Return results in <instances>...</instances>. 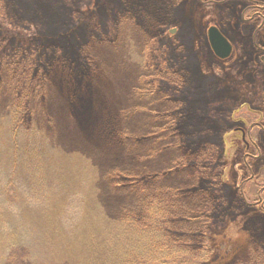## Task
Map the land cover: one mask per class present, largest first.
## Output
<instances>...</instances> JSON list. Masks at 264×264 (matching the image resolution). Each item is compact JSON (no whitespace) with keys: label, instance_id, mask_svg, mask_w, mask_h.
Instances as JSON below:
<instances>
[{"label":"rangeland","instance_id":"obj_1","mask_svg":"<svg viewBox=\"0 0 264 264\" xmlns=\"http://www.w3.org/2000/svg\"><path fill=\"white\" fill-rule=\"evenodd\" d=\"M252 1L0 0V86L21 73L20 84L0 90V264H122L126 239L112 225L128 199L106 174L131 165L133 150L156 155L145 167L176 197L210 189L193 196L201 206L196 215L226 202L222 220L218 211L191 233L195 264H264V209L249 205L264 188V52L255 45L264 46V26L254 37L261 20L243 21ZM211 24L233 44L226 60L209 45ZM169 35L183 68L173 76L175 88L134 95L143 63L155 56L165 63ZM22 50L25 56L9 60ZM80 51L96 70L85 62L83 74L73 73ZM44 74L43 93L33 91L42 102L35 112L20 96L30 77L35 88ZM17 103L31 109L20 115L25 120L13 115ZM254 120L261 129L251 130L248 149L235 129ZM171 121L172 130L183 131L174 139ZM180 139L193 140L184 153L174 149ZM254 173L260 177L242 186Z\"/></svg>","mask_w":264,"mask_h":264},{"label":"trees","instance_id":"obj_2","mask_svg":"<svg viewBox=\"0 0 264 264\" xmlns=\"http://www.w3.org/2000/svg\"><path fill=\"white\" fill-rule=\"evenodd\" d=\"M51 6H54V4ZM70 9H72L71 3ZM79 23L81 25L80 20ZM169 37V40L166 38L165 44L167 47H170L172 51L167 58H163L165 63H163L161 59L156 62V56L155 58L147 60L146 63H143L142 71L139 73V81L134 89V95L151 97L156 93L162 96L168 88H175L176 83L173 80L177 77L173 76L176 75L178 70L182 71L183 68L181 66H176L181 62V56L179 55L180 50L177 43H175V39L170 35ZM58 38L57 36L56 39ZM42 47L43 46H40L36 51L37 58L39 59L43 57ZM46 50L48 51V49ZM84 53L83 51L78 52L76 58L71 61V68L76 75L80 72L81 74L84 73L85 70H82L85 68V62L91 65L90 71L95 69V67L92 66V62L87 59ZM26 54V50L24 52L22 50L16 56L11 53L9 55V60H14L17 56H25ZM39 64L41 66L42 62H39ZM19 74L16 70V76ZM16 76L13 78L10 77L7 80L1 79L3 84L0 86V90L2 86L5 88H12L9 85L11 81L12 86H14L17 81H19L18 83L20 84L21 79ZM46 77L47 74L40 75L36 81L35 88L32 86L35 82L30 77L25 83L27 86L25 85V89L20 96L21 100L27 96L26 100L30 104L31 109H36L35 112H38L36 106L40 105L42 102L40 98L37 99L33 91L41 92L40 94L43 93ZM167 77L173 78L167 79ZM77 83L80 84V81ZM16 105L18 106L13 109V115L15 117L20 115L24 116L31 110L26 108V106L19 109L20 103ZM26 117L22 118L25 120ZM230 119L233 121V118ZM28 122L31 123L33 120L29 119ZM173 128L174 124L173 121H171L168 129L172 132L171 138L174 139L173 136L178 135L179 132L182 134L183 131L180 127L176 129L177 126L174 130H172ZM185 129L188 133L195 131L187 125H185ZM190 141L193 140L183 141L180 139L174 143L176 144L174 149L178 152L180 151V153H184L186 151L184 144H190ZM134 153L135 151L133 150L131 155L134 156L131 160V165L124 166L126 168L118 165L119 168H112L108 170L106 174V180L112 184L116 192L128 199L127 203L124 202L120 219H118L120 223H114L112 225V227L114 226L113 228L120 226L121 236L126 239V241L119 244L122 245L124 251H127L125 256L129 258L130 264H195L198 262V259L195 257L197 253L194 250V243L191 241L193 239L191 233L197 230L199 224L206 218L214 219L216 216L214 214L218 211L222 212L219 218L222 220L225 215L223 211L226 210V202L222 200L219 202V205H216L210 212L202 210L201 215H196L195 209L197 208L198 211H201V206L195 205L197 201L193 199V196L195 197L197 193H200V195L203 193L209 194L210 189L205 188L203 185L198 189H194V192L186 190L176 197V190L173 192L172 190L158 187L156 185V180L159 179V176L150 174L145 167V163L153 156L156 157V155L150 154L146 156L145 154L139 155V153ZM209 163L210 162H207L206 165ZM187 165L186 163H180L177 165V168L178 166L180 168H185ZM221 168L222 167L219 166L216 168L214 167L218 172L217 176L220 184H222L224 180L223 176L221 177L219 173ZM182 197L190 198L189 203L188 201H186V203L181 202ZM113 228H111L112 230L110 233L117 234V230ZM101 234L102 232L98 233V235ZM251 249L256 254V256H254L255 261L261 263L263 253H261L260 249L255 244L251 246ZM127 258L124 259L122 264H128L129 261H126Z\"/></svg>","mask_w":264,"mask_h":264},{"label":"flooded vegetation","instance_id":"obj_3","mask_svg":"<svg viewBox=\"0 0 264 264\" xmlns=\"http://www.w3.org/2000/svg\"><path fill=\"white\" fill-rule=\"evenodd\" d=\"M251 11V15L248 16L246 18V13L247 11ZM259 20H261L260 22V25L254 29V37L256 36V33L259 29H261L263 26H264V5H261L257 0H253L252 1V4L251 5H248L244 11H243V21L245 22H253L254 24L257 23ZM212 25V24H211ZM209 25V27L211 26ZM217 26V25H215ZM209 27L207 28V32H208V29ZM218 27V26H217ZM257 30V31H255ZM207 38H208V35H207ZM231 42V41H230ZM233 45V44H232ZM256 47H258L260 49V51L264 52V46H260L259 44H255ZM233 50H234V47H233ZM231 57V56H230ZM261 59L264 60V55L262 54L261 56ZM226 60V59H225ZM248 123L250 124H245V125H248L247 127H243V126H239L241 128H243L244 131H241L239 130V133H241V136H242V139L243 141L246 143V147L249 149V146L251 144H253V139L251 137V130L253 129V127L255 128H258V129H261V125H260V122L257 121V120H254V121H249ZM245 135L246 136H249V138L246 140L245 138ZM247 155H245L244 159L246 160L247 157H250L251 155L249 154V152L245 153ZM252 157V156H251ZM260 176L259 175H256L255 173L253 175L250 176V178L246 179L243 181V183L241 184L242 186L245 184V182L247 181H254V180H257ZM241 186V187H242ZM261 189H264L263 187ZM261 189L259 191V195H258V199L253 202V203H249V205H253V206H258V205H261V207L264 209V196H262L261 194ZM255 261V260H254Z\"/></svg>","mask_w":264,"mask_h":264},{"label":"water","instance_id":"obj_4","mask_svg":"<svg viewBox=\"0 0 264 264\" xmlns=\"http://www.w3.org/2000/svg\"><path fill=\"white\" fill-rule=\"evenodd\" d=\"M175 32L174 29L171 30ZM208 41L213 53L220 59H228L233 53V45L220 29L211 25L207 32ZM241 129V128H239Z\"/></svg>","mask_w":264,"mask_h":264}]
</instances>
